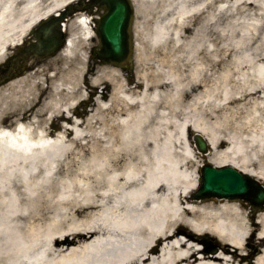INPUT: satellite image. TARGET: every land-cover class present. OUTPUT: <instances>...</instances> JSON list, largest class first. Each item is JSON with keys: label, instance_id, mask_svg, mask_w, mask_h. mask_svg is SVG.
Returning <instances> with one entry per match:
<instances>
[{"label": "bare ground", "instance_id": "obj_1", "mask_svg": "<svg viewBox=\"0 0 264 264\" xmlns=\"http://www.w3.org/2000/svg\"><path fill=\"white\" fill-rule=\"evenodd\" d=\"M72 1L0 0V59ZM130 1L136 45L189 59L210 50L220 57L207 63H232L242 80L228 88L224 75L206 87L207 76L186 81L167 70L132 85L118 69L90 64L93 23L82 11L68 16L64 53L0 88V264H264V209L194 199L195 182L182 178L192 130L208 140L209 163L264 184L262 170L218 149L227 141L186 112L202 96L230 102L232 89L261 98L264 115V0ZM104 80L106 102L95 89ZM198 84L203 94L193 92ZM87 102L94 111L80 119ZM97 123L93 142L80 141ZM255 129L247 140L262 146L264 123ZM209 238L214 252L201 245Z\"/></svg>", "mask_w": 264, "mask_h": 264}, {"label": "rangeland", "instance_id": "obj_2", "mask_svg": "<svg viewBox=\"0 0 264 264\" xmlns=\"http://www.w3.org/2000/svg\"><path fill=\"white\" fill-rule=\"evenodd\" d=\"M133 7V21L131 25V33H132V41H133V66L134 72L129 74L119 67H115L109 64H102L99 61L90 59L91 65H109L116 69H118L123 76H126L130 79L131 84H135L138 81V77L148 78L149 80H153L159 76V73H164L165 71H171L173 74H177L183 80L189 81L190 78H196L195 80H202L206 82L209 78L212 79L210 83L206 87L218 86L224 75H228L232 80L228 82L227 86L229 88L234 82L241 81V69L240 67L234 68L232 63H227L225 65H211L209 62L207 63L205 59L208 58H217L219 59L220 55L216 54L213 51H200L199 54H196L193 59H189L186 57L185 53L182 52H170L167 49H149L143 48L136 44H138V39L133 35V24L136 20V8ZM97 17V16H96ZM27 34L23 37L26 39ZM96 38V37H95ZM22 39V40H23ZM97 43V39L95 41H90L91 45ZM8 48L7 50L9 51ZM60 49L54 55L48 56L43 59H38L36 57H32V65L28 66L27 71L23 73L22 76H25L32 70L33 65L38 66L42 61H49L60 53H64ZM8 51H6L5 55L0 59V63L6 58L8 55ZM90 57V48L88 50ZM238 53H232V56H237ZM90 67L92 68V66ZM207 76L208 79L204 80V77ZM17 77L15 79H18ZM12 79L11 81L15 80ZM9 81V82H11ZM9 82L0 86L6 87L5 85ZM203 84V83H202ZM112 83L110 81H103L100 85L95 87L96 91H103L102 100L105 102L108 98L109 87H111ZM91 89V88H90ZM94 89V87H93ZM202 86L200 84L197 85V88L193 89L194 93L203 94ZM228 99L230 102H224L223 99L219 96H214L211 101L207 100L204 96L200 97L196 103H194V107L192 110L187 109L188 120L192 121H202V126L206 127L207 135H214L217 138L225 139V145L219 147L218 149H222L224 152H228L230 158L237 161L238 164L247 163L249 165L248 168L256 167L258 170H262L264 172V145L257 146L247 140L250 136L257 131V127H260L264 123V116L260 114L261 106L263 102L261 98H248L243 99L239 96L238 92H234L232 89L228 90ZM27 94V93H26ZM28 95V94H27ZM189 96L188 93H186ZM4 105H0V109L3 108ZM90 102L82 103L78 106L80 111L86 110V112L80 116V119H84L89 112L94 110H90ZM211 110H213L211 112ZM10 117L6 118V123ZM99 123H97L93 129V132L89 134V137L81 139L80 141L88 143L93 142L96 138L97 132L100 129ZM57 128V127H55ZM57 130V129H55ZM107 131V130H106ZM108 132V131H107ZM223 140V141H225ZM243 140V143L241 142ZM190 149L185 153V157L187 158L184 166V173H186L182 178L188 181L195 182V187L197 185L199 173L198 168L203 164L204 161H207V156L201 155L196 151V148L193 145V141L190 140ZM190 151V152H189ZM183 151L180 152L182 154ZM189 155V156H188ZM182 157V156H181ZM208 162V161H207ZM260 162V164H259ZM209 163V162H208ZM66 181H70V179L66 178ZM210 199H204L208 202ZM238 200V199H235ZM243 201V200H242ZM245 202V201H243ZM246 205L243 207V210L246 213L252 214V207L248 202H245ZM261 209H255V212ZM263 210V209H262ZM210 250L215 251L216 246L214 240L210 241Z\"/></svg>", "mask_w": 264, "mask_h": 264}, {"label": "water", "instance_id": "obj_3", "mask_svg": "<svg viewBox=\"0 0 264 264\" xmlns=\"http://www.w3.org/2000/svg\"><path fill=\"white\" fill-rule=\"evenodd\" d=\"M96 1L98 6H103L106 10L97 21L95 29L101 43L99 57L102 61L115 64L130 62L132 8L129 0ZM69 12V9H66L60 16L43 21L41 29L36 33V42L24 50V55L45 57L58 50L63 44V34L56 28ZM194 141L201 153L207 151L206 142L200 134L194 135ZM200 174V184L193 194L194 198H242L249 201L253 207H263L264 187L249 175L230 166L213 167L207 163L200 168Z\"/></svg>", "mask_w": 264, "mask_h": 264}, {"label": "flooded vegetation", "instance_id": "obj_4", "mask_svg": "<svg viewBox=\"0 0 264 264\" xmlns=\"http://www.w3.org/2000/svg\"><path fill=\"white\" fill-rule=\"evenodd\" d=\"M6 70H7L6 66H0V75L5 74Z\"/></svg>", "mask_w": 264, "mask_h": 264}]
</instances>
